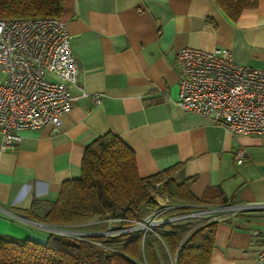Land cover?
I'll list each match as a JSON object with an SVG mask.
<instances>
[{"label": "crops", "instance_id": "0c3cea01", "mask_svg": "<svg viewBox=\"0 0 264 264\" xmlns=\"http://www.w3.org/2000/svg\"><path fill=\"white\" fill-rule=\"evenodd\" d=\"M60 17L77 70L68 83L71 107L58 132L51 125L22 131L16 146L0 148V234L44 242L49 226L24 211L35 203L41 214L63 181L80 176L86 147L112 132L134 151L141 177L175 167L174 181L193 179L196 197L220 187L228 204L253 205L217 221L209 264H256L264 249V207H257L264 205V134H233L182 110L175 58L186 46L225 47L236 63L264 69V0L236 20L213 0H64ZM60 73L45 75L60 81ZM240 148L246 158L237 163Z\"/></svg>", "mask_w": 264, "mask_h": 264}, {"label": "trees", "instance_id": "16d2710c", "mask_svg": "<svg viewBox=\"0 0 264 264\" xmlns=\"http://www.w3.org/2000/svg\"><path fill=\"white\" fill-rule=\"evenodd\" d=\"M213 2L231 20L258 4V0ZM63 4L64 0H0V19L60 16ZM174 170L141 177L134 151L107 132L86 147L80 176L63 181L57 198L45 201L41 214L34 212V203L24 215L52 227L101 232L109 228L111 219H128L121 226L143 220L159 207L156 197L160 194L182 205L168 211L170 216L197 205L229 202L220 187H210L204 196L196 197L190 190L193 179L177 183ZM216 223L165 222L153 230L95 234L85 239L47 232L44 242L0 234V264H209Z\"/></svg>", "mask_w": 264, "mask_h": 264}, {"label": "built area", "instance_id": "2783aa9c", "mask_svg": "<svg viewBox=\"0 0 264 264\" xmlns=\"http://www.w3.org/2000/svg\"><path fill=\"white\" fill-rule=\"evenodd\" d=\"M175 63L180 70L176 103L184 111L206 116L225 125L233 134H264V69L240 65L225 47L205 50L182 47ZM0 148L5 150L21 141V132L46 125L58 132L62 116L70 109L72 96L68 83L74 82L76 64L65 21L60 16L0 19ZM46 71L61 72L60 81L46 78ZM100 102V95H93ZM246 153L237 149L234 160L241 163ZM159 207L130 226L110 220L106 231L88 232L69 227H47L78 239L103 234L115 235L132 230H153L165 222L220 220L233 211L253 205H197L186 213L167 215L182 205L163 194L156 197ZM257 207H264L258 205ZM226 211H229L226 213ZM256 264H264V249Z\"/></svg>", "mask_w": 264, "mask_h": 264}, {"label": "rangeland", "instance_id": "374dc122", "mask_svg": "<svg viewBox=\"0 0 264 264\" xmlns=\"http://www.w3.org/2000/svg\"><path fill=\"white\" fill-rule=\"evenodd\" d=\"M229 211H226V213H228ZM43 226H46V225H43ZM52 227V226H51ZM47 232H50V230L49 229H47Z\"/></svg>", "mask_w": 264, "mask_h": 264}]
</instances>
